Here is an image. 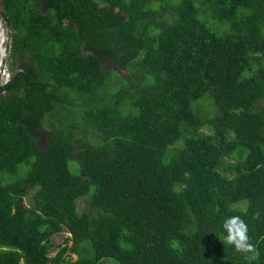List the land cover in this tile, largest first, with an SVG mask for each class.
<instances>
[{
  "label": "trees",
  "instance_id": "16d2710c",
  "mask_svg": "<svg viewBox=\"0 0 264 264\" xmlns=\"http://www.w3.org/2000/svg\"><path fill=\"white\" fill-rule=\"evenodd\" d=\"M200 1L0 0V264H264V0ZM232 215L255 259L223 242Z\"/></svg>",
  "mask_w": 264,
  "mask_h": 264
},
{
  "label": "rangeland",
  "instance_id": "374dc122",
  "mask_svg": "<svg viewBox=\"0 0 264 264\" xmlns=\"http://www.w3.org/2000/svg\"><path fill=\"white\" fill-rule=\"evenodd\" d=\"M198 1H200V0H198ZM196 5H197V3H196ZM198 8H199L198 9V13H199V16L201 17L200 19L204 23L208 24L209 26L212 25L213 27L218 28L220 31H223L222 29L226 27L225 23H223L222 21H217V20L213 19L209 15L208 8L204 7L203 4L199 5ZM104 64L107 67H111V68L116 69L118 72H120L122 74L126 73V71L123 68L117 66L114 62L106 60ZM4 66H6V64ZM5 68L6 67H4V69H3L4 71L2 70V72L0 73V80L2 82H4L5 79L7 78V76H6L7 74L10 75L9 70L7 68L6 69ZM116 78H117V76H116V74H114L113 79H116ZM109 85L111 86V82L109 83ZM119 85L116 84V86L114 88H110V91L117 89L119 87ZM61 92L64 93L67 96V98H68V101H67V99H65L66 102L64 101V104L61 107V109H62L61 110V115L68 122L74 123L75 130L73 131V136L75 138L76 143H80V142L98 143L100 141V137L99 136L101 134L99 132H96L95 130L91 129L90 127H88L87 124L84 123L83 120L80 118V114H79V112H77V110H75L74 112L72 111L71 114H70V111H71L70 102L75 101L79 105H84L82 103V100L80 99L81 98V94H79V93H77V92H75V91H73L71 89H68V88L61 89ZM211 104L212 103L209 100V97H207V95H203L202 97H200L198 100H196L193 103V108L196 109L197 105H203V111H211V110H213ZM55 114H56V111L54 113V116H55ZM47 116H45V117H47ZM44 133H46V134L49 133V129L46 128V130L42 131V134L38 135V138H39L40 142L44 141V137H43ZM69 167H70L72 172L78 173V171H79L78 163H76L75 161H71L70 160ZM88 195L90 196V194H88ZM77 208H78V212H80V213L81 212H88V213H93L94 212V210L89 209L87 207L85 199H80V200L77 201ZM66 235H67L66 232L54 234L52 236L51 240L54 243V245L56 246V245L62 244L63 238ZM55 246L50 250V253H49L50 255H54V253L56 252L57 249H56ZM72 257L74 259L75 255H72ZM109 260L115 263V261L112 260L111 258H105V260L103 261V264H111V262Z\"/></svg>",
  "mask_w": 264,
  "mask_h": 264
},
{
  "label": "clouds",
  "instance_id": "9594fccd",
  "mask_svg": "<svg viewBox=\"0 0 264 264\" xmlns=\"http://www.w3.org/2000/svg\"><path fill=\"white\" fill-rule=\"evenodd\" d=\"M6 76L8 78L9 74ZM254 217L259 219L260 213H254ZM222 228L225 232L223 238L225 244L232 245L237 252L244 254L247 259H255L257 254L256 245L252 242L249 235L248 224L240 215H232L225 218L222 223Z\"/></svg>",
  "mask_w": 264,
  "mask_h": 264
},
{
  "label": "water",
  "instance_id": "95a60500",
  "mask_svg": "<svg viewBox=\"0 0 264 264\" xmlns=\"http://www.w3.org/2000/svg\"><path fill=\"white\" fill-rule=\"evenodd\" d=\"M8 43V28L6 26V22L0 15V73L2 72V69L5 65V59L7 58L9 53Z\"/></svg>",
  "mask_w": 264,
  "mask_h": 264
},
{
  "label": "built area",
  "instance_id": "2783aa9c",
  "mask_svg": "<svg viewBox=\"0 0 264 264\" xmlns=\"http://www.w3.org/2000/svg\"><path fill=\"white\" fill-rule=\"evenodd\" d=\"M3 69H4V68H3ZM3 69H2V70H3ZM5 69H6V68H5ZM3 71H4V70H3ZM7 79H8V78H6L4 82L0 81L1 84H4V83L7 81Z\"/></svg>",
  "mask_w": 264,
  "mask_h": 264
}]
</instances>
